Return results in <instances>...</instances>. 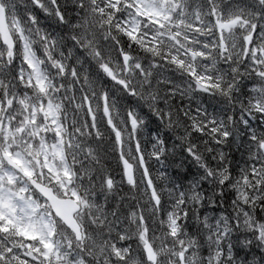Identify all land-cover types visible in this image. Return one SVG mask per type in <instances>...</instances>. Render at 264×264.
<instances>
[{"label": "clouds", "instance_id": "1", "mask_svg": "<svg viewBox=\"0 0 264 264\" xmlns=\"http://www.w3.org/2000/svg\"><path fill=\"white\" fill-rule=\"evenodd\" d=\"M0 264H264V0H0Z\"/></svg>", "mask_w": 264, "mask_h": 264}]
</instances>
